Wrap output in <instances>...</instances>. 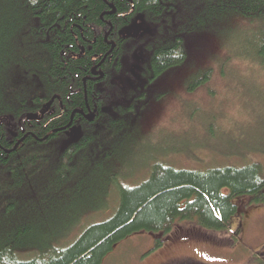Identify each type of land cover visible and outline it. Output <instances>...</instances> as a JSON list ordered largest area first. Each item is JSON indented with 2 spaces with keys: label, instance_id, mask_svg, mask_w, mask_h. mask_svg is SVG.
Listing matches in <instances>:
<instances>
[{
  "label": "trees",
  "instance_id": "obj_1",
  "mask_svg": "<svg viewBox=\"0 0 264 264\" xmlns=\"http://www.w3.org/2000/svg\"><path fill=\"white\" fill-rule=\"evenodd\" d=\"M0 3V264H101L131 233L155 234V248L179 220L224 231L240 214L234 200L264 202V162L257 159L175 166L153 158L143 164L141 171L148 173L142 179L127 177L123 161L130 142L152 124L143 110H185L187 103L179 104L174 90L191 98L215 77L226 105L243 106L233 93L248 77L233 76L252 69L264 76V0ZM131 26L134 32H123ZM214 40L223 53L214 50ZM97 64L102 76L91 73ZM53 95L61 105L56 98L41 120L25 118ZM200 96L198 104L208 102ZM87 106L91 121L76 111ZM254 137H243L240 148L235 137L218 155L264 156V128ZM77 164L93 168L99 183H115V203L112 211L107 205L108 216L85 222L86 213L76 230L52 241L63 222L46 225L54 221L46 218L74 196L73 190L61 194L60 187ZM118 176L127 178L119 182ZM248 264H264V246L250 254Z\"/></svg>",
  "mask_w": 264,
  "mask_h": 264
},
{
  "label": "rangeland",
  "instance_id": "obj_2",
  "mask_svg": "<svg viewBox=\"0 0 264 264\" xmlns=\"http://www.w3.org/2000/svg\"><path fill=\"white\" fill-rule=\"evenodd\" d=\"M133 27L125 28L123 32H134ZM212 46L219 53L225 51L219 41L214 40ZM230 47L233 49L231 44ZM230 64L233 65V62ZM236 77H248L246 81L241 80L245 84L242 87L237 79L239 90L233 93L236 104L243 103L241 107L226 105L225 96L222 95L225 89L221 92L223 85L220 86L218 79L212 77L191 98L173 91L179 104L183 99L187 103L185 110L184 107H173L153 112L151 106L143 110L141 116L149 117L153 121L149 122L152 123L150 128H142L138 132V142L132 140L128 149L123 152L127 177L134 175L130 179L144 178L148 170L141 171L143 164L160 157L168 159L175 166H201L249 159L264 162V156L260 152H245L242 156L232 155L228 159L218 155L219 150L231 139L238 138L234 145L240 148L243 137L246 141L255 140L254 136L264 128V76L258 77L255 69H252L247 75L233 76ZM204 94L208 102L200 105V95ZM215 94L218 95L213 100L212 96ZM131 119H136L135 112ZM68 140L62 146H66ZM195 141L200 144H195ZM194 156L201 158L204 163L201 160H198L200 163L191 162L196 161ZM66 159L58 160L67 164ZM94 173L93 168L87 167L83 170L77 164L72 179L60 187L61 194L73 190L74 196L61 203L63 208L57 215L46 218L54 220L46 225L55 226L58 222H63V228L52 241L76 230L84 214H89V219L85 220L88 222L91 219L104 218L108 216L110 209L112 211L111 204L115 203L116 195L115 183L101 184L95 180ZM121 177H117L119 182L127 178ZM234 202L240 214L231 218L224 231H208L199 228L194 222L179 220L164 237L161 245L155 248H152L155 234L134 232L115 244L101 264H248L250 254L264 246V202L249 203L245 196ZM107 205H111L108 211L105 210ZM54 226H48L47 231L55 232ZM40 230L43 232L45 228L41 227Z\"/></svg>",
  "mask_w": 264,
  "mask_h": 264
},
{
  "label": "water",
  "instance_id": "obj_3",
  "mask_svg": "<svg viewBox=\"0 0 264 264\" xmlns=\"http://www.w3.org/2000/svg\"><path fill=\"white\" fill-rule=\"evenodd\" d=\"M130 3H131V1H129ZM112 8H113V6H111ZM131 9H132V3H131V7H130ZM114 9V8H113ZM112 27L110 26V29H111ZM106 36V35H105ZM110 44H111V47H113L115 44H114V42L113 41H111L110 42ZM80 52L82 53L83 52V49L82 48H80ZM105 56V55H104ZM104 56L101 58V60L100 61H102L103 59H104ZM97 57L95 56V57H93L92 59L93 60H95ZM96 66H98V64L97 65H95V66H93L92 67V69H91V73L92 74H98L99 76H102V72L101 71H97L96 70ZM98 76V77H99ZM58 99V102L60 103V98L58 97V96H56V95H53V96H51V98L50 99H48L42 106H41V108H39L38 109V111L37 112H27L26 113V115H25V118L27 119V120H40L42 117H43V115L45 114V112L48 110V108H49V106L51 105V103L53 102V100L54 99ZM78 113H82V110L81 109H77L76 110ZM93 116H94V113L93 112H91L90 110L85 114V117L89 120V121H91L92 119H93ZM69 125V123L67 124V126ZM55 130H57V129H55ZM41 140V139H40ZM19 142V140L17 141V143Z\"/></svg>",
  "mask_w": 264,
  "mask_h": 264
},
{
  "label": "flooded vegetation",
  "instance_id": "obj_4",
  "mask_svg": "<svg viewBox=\"0 0 264 264\" xmlns=\"http://www.w3.org/2000/svg\"><path fill=\"white\" fill-rule=\"evenodd\" d=\"M98 66H99V64H98ZM99 68V67H98ZM98 71H100V70H98ZM103 74V73H102ZM59 103V102H58ZM60 105H61V101H60V103H59ZM50 107V106H49ZM49 109V108H48ZM87 110H86V112L85 111H82V113H80L81 115H82V117L84 118V119H86V120H88L86 117H85V114L90 110V108L87 106V108H86ZM48 111V110H47ZM46 111V112H47ZM91 111V110H90ZM45 112V113H46ZM92 112V111H91ZM44 116V115H43ZM93 118H94V116H93ZM42 119V118H41ZM40 119V120H41ZM89 121V120H88ZM69 125H70V122H69ZM56 131V130H55Z\"/></svg>",
  "mask_w": 264,
  "mask_h": 264
},
{
  "label": "bare ground",
  "instance_id": "obj_5",
  "mask_svg": "<svg viewBox=\"0 0 264 264\" xmlns=\"http://www.w3.org/2000/svg\"><path fill=\"white\" fill-rule=\"evenodd\" d=\"M193 27V26H192ZM95 109V108H94ZM92 110V109H91ZM65 152V151H64ZM258 154V153H257ZM69 168V167H68ZM13 253V252H12ZM16 258V257H15Z\"/></svg>",
  "mask_w": 264,
  "mask_h": 264
}]
</instances>
